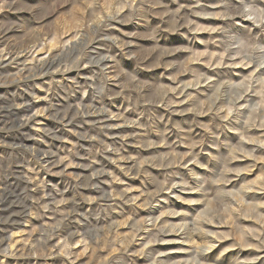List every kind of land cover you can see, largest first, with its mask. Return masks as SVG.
<instances>
[{
	"label": "rangeland",
	"instance_id": "rangeland-1",
	"mask_svg": "<svg viewBox=\"0 0 264 264\" xmlns=\"http://www.w3.org/2000/svg\"><path fill=\"white\" fill-rule=\"evenodd\" d=\"M0 264H264V0H0Z\"/></svg>",
	"mask_w": 264,
	"mask_h": 264
}]
</instances>
